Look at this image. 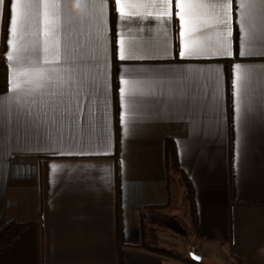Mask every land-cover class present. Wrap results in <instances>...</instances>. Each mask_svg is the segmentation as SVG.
Here are the masks:
<instances>
[{"label":"crops","instance_id":"crops-1","mask_svg":"<svg viewBox=\"0 0 264 264\" xmlns=\"http://www.w3.org/2000/svg\"><path fill=\"white\" fill-rule=\"evenodd\" d=\"M19 3L14 28L0 3V222L27 226L0 264H192L140 246L142 223L180 235L155 217L176 197L188 255L264 264V0Z\"/></svg>","mask_w":264,"mask_h":264},{"label":"trees","instance_id":"trees-1","mask_svg":"<svg viewBox=\"0 0 264 264\" xmlns=\"http://www.w3.org/2000/svg\"><path fill=\"white\" fill-rule=\"evenodd\" d=\"M6 89H7L6 65H5L4 60L0 58V94L5 93ZM163 157H164V167H165L166 180H167V186H168L170 179L174 174L180 175L176 154L173 148L172 141L169 138L164 139ZM181 180L186 186L187 184L185 183V180L183 178ZM159 207H162V206H159ZM188 208H189V212H191L190 200H189ZM26 226L27 224L21 221H1L0 222V251H3L9 248L10 246L16 244L22 237L23 233L25 232ZM148 237H149V228L146 223H142L141 224V244H140L141 247L148 249V250L157 251L159 253L168 254L170 256L183 259L184 261L190 262L192 264H202L201 258L196 259L192 257V258L186 259L177 254L168 252L167 250L163 248H159L155 244H153L149 240Z\"/></svg>","mask_w":264,"mask_h":264},{"label":"rangeland","instance_id":"rangeland-1","mask_svg":"<svg viewBox=\"0 0 264 264\" xmlns=\"http://www.w3.org/2000/svg\"><path fill=\"white\" fill-rule=\"evenodd\" d=\"M184 208V203H182L180 200L178 201L177 197L175 199V201L173 202V204L170 205V208L166 211V213L163 215H157L156 217V221L157 223L160 222H168L169 225L171 226H175V228H177L179 231H185L186 228V222H187V214L186 211L184 212L182 209ZM180 233V235H174V236H169L167 234L164 233H154L152 236L151 234H149V240L155 244L157 247L159 248H163L165 250H167L166 248L170 249L171 252L173 254H176L185 258L188 257L190 255V258H192L193 256H191V254H193V252L191 251H195L196 253L198 252V248H197V244L194 241H188L187 239H190V237L184 236L182 235V233ZM201 248V247H200ZM209 247H205L204 254H201V260L203 259V261L206 264H222L223 263H227L230 264L229 261H224L222 258H219V256H215L213 250H209ZM168 252H170L169 250H167ZM191 252V254L188 252ZM210 251V252H208ZM194 258H196L194 256ZM220 260H223L222 262H220Z\"/></svg>","mask_w":264,"mask_h":264},{"label":"snow or ice","instance_id":"snow-or-ice-1","mask_svg":"<svg viewBox=\"0 0 264 264\" xmlns=\"http://www.w3.org/2000/svg\"><path fill=\"white\" fill-rule=\"evenodd\" d=\"M117 2H118V0H117ZM0 3H3V0H0ZM8 3H9V19H10L11 25L14 28V26L17 22V16L19 14L18 10L20 8V3H19V0H16L15 3H13V0H8ZM181 7L183 8V5H181ZM13 13H15V15ZM181 19H183V16H181ZM222 22L227 23L226 18ZM228 35L229 36L231 35L230 31H229ZM45 52L46 53L49 52V49L46 48ZM224 54H226L228 56L232 55V51L230 50V45H225V50L223 52H213L212 53V55H224ZM194 55H203V53H192V52H187V51H181L180 52L181 57L194 56ZM239 55L245 56L246 52L242 50L239 52ZM51 57H52L51 60H48L46 58L45 62L46 63H57V64L60 63V54H59L58 49H55L51 52ZM120 59H122V60L126 59L122 47L120 50ZM236 68H237V70H239L240 65H236ZM39 79L43 82L40 85V87H44V85L46 84L48 87V91H49L50 96H58V95L62 96L63 95V82L58 76L40 73ZM123 83L126 85L128 82L125 80V81H123ZM119 92H120L121 98L123 99V97L125 95V89L120 88ZM79 103H80V101L77 100L76 101L77 107L79 106ZM60 104L65 105L66 108H70L71 107V100L69 99L67 101V103L65 104V100L61 99ZM40 123L43 124V121H40ZM53 168L55 169V166H53Z\"/></svg>","mask_w":264,"mask_h":264}]
</instances>
